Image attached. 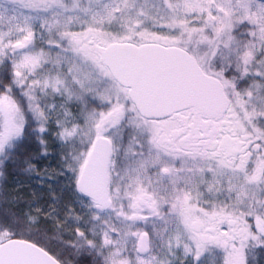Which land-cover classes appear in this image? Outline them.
I'll use <instances>...</instances> for the list:
<instances>
[{
  "label": "snow or ice",
  "instance_id": "obj_1",
  "mask_svg": "<svg viewBox=\"0 0 264 264\" xmlns=\"http://www.w3.org/2000/svg\"><path fill=\"white\" fill-rule=\"evenodd\" d=\"M0 264H264V0H0Z\"/></svg>",
  "mask_w": 264,
  "mask_h": 264
}]
</instances>
